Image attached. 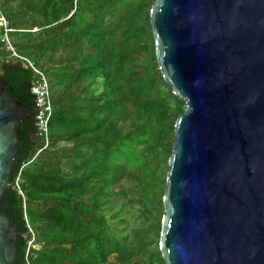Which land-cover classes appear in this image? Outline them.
<instances>
[{
    "label": "trees",
    "instance_id": "obj_1",
    "mask_svg": "<svg viewBox=\"0 0 264 264\" xmlns=\"http://www.w3.org/2000/svg\"><path fill=\"white\" fill-rule=\"evenodd\" d=\"M154 1L0 0L10 39L46 74L54 107L37 157L34 118L15 127L23 151L0 207L19 232L15 264H26L25 216L33 264H165L161 175L185 103L159 69ZM7 61L0 42V80L12 102L35 110L33 73ZM21 169L23 196L13 189ZM126 205L140 224L119 235L113 223Z\"/></svg>",
    "mask_w": 264,
    "mask_h": 264
},
{
    "label": "water",
    "instance_id": "obj_2",
    "mask_svg": "<svg viewBox=\"0 0 264 264\" xmlns=\"http://www.w3.org/2000/svg\"><path fill=\"white\" fill-rule=\"evenodd\" d=\"M150 18L159 69L185 103L163 198L162 258L264 264V0H155ZM30 89L35 106L38 87ZM29 117L0 81V207L20 151L15 127ZM18 236L0 208V264H15Z\"/></svg>",
    "mask_w": 264,
    "mask_h": 264
},
{
    "label": "built area",
    "instance_id": "obj_3",
    "mask_svg": "<svg viewBox=\"0 0 264 264\" xmlns=\"http://www.w3.org/2000/svg\"><path fill=\"white\" fill-rule=\"evenodd\" d=\"M1 5L2 4L0 3V28L3 29L4 35L1 37L0 42L2 44V50L5 52L7 56V60H8L7 62L9 61H11L12 63L19 62L22 64V67L25 70H30L33 73V81L31 85L34 87H38V90L36 91L37 99L35 101V106L39 112L38 114H36V117L38 119L34 117V121H35L34 125L36 128L35 138H40L43 141L44 145L42 149L37 152L35 156L37 157L42 150L49 148V144H50V121L54 111L52 94H51L52 88H50V83L46 74L42 70L37 68L34 62H32L27 57L22 56L16 50V47L14 46L9 36V34L13 32V30L9 28V24L3 15ZM22 169L17 175L18 177L15 178L13 184V189L16 190L21 196H23V193L20 188ZM25 220L27 221V229H28L27 238H29V241L27 245V251L24 257V263L33 264L32 260H34L36 256L33 254L32 249L35 247L36 244V235L32 230V228L30 227V225L28 224V220L26 216H25Z\"/></svg>",
    "mask_w": 264,
    "mask_h": 264
},
{
    "label": "rangeland",
    "instance_id": "obj_4",
    "mask_svg": "<svg viewBox=\"0 0 264 264\" xmlns=\"http://www.w3.org/2000/svg\"><path fill=\"white\" fill-rule=\"evenodd\" d=\"M175 126H176V123L174 125V131H175ZM174 145H175V143H174ZM173 150H174V147H173ZM169 159H170L169 157L166 159V164L164 165L165 168L163 169L164 172L161 175L164 180L167 179V174H168V172H170L169 171ZM163 189H164V191H166V181H165V184L163 186ZM117 202H118V207L122 204H126V202L123 198H118ZM118 207L116 209H118ZM164 213H165V211L163 212V216H164ZM127 223H129V226L127 225ZM113 224H114V227L116 228L117 234L124 235L126 233L131 232V230L133 228H135V226L140 224V221L137 218L136 211L134 209H131V206L126 205V208L123 210V214L121 216H119L116 219V222ZM161 230H162V226H161ZM154 247L155 246H153L151 248L154 249Z\"/></svg>",
    "mask_w": 264,
    "mask_h": 264
},
{
    "label": "flooded vegetation",
    "instance_id": "obj_5",
    "mask_svg": "<svg viewBox=\"0 0 264 264\" xmlns=\"http://www.w3.org/2000/svg\"><path fill=\"white\" fill-rule=\"evenodd\" d=\"M0 81H2V80H0ZM3 82H6V81H3ZM6 90H8V83L6 82ZM8 94H9V96H10V100H11V93H9V90H8ZM12 101V100H11ZM15 103V102H14ZM27 110H28V108H27ZM34 112H35V110H33L32 108L30 109V110H28V114H29V118L28 119H30V118H33V115H34ZM18 135V134H17ZM18 137H19V135H18ZM22 148H21V139H20V151H19V154H18V159H19V157H20V154L22 153Z\"/></svg>",
    "mask_w": 264,
    "mask_h": 264
}]
</instances>
